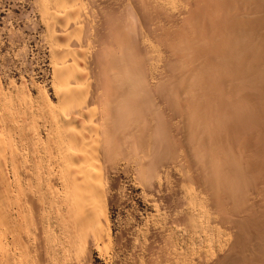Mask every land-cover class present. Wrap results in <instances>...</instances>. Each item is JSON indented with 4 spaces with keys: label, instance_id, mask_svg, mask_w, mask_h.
Listing matches in <instances>:
<instances>
[{
    "label": "bare ground",
    "instance_id": "obj_1",
    "mask_svg": "<svg viewBox=\"0 0 264 264\" xmlns=\"http://www.w3.org/2000/svg\"><path fill=\"white\" fill-rule=\"evenodd\" d=\"M35 3L55 100L0 68V264L122 245V170L141 264H264V0Z\"/></svg>",
    "mask_w": 264,
    "mask_h": 264
},
{
    "label": "rangeland",
    "instance_id": "obj_2",
    "mask_svg": "<svg viewBox=\"0 0 264 264\" xmlns=\"http://www.w3.org/2000/svg\"><path fill=\"white\" fill-rule=\"evenodd\" d=\"M35 2L36 0H0V68L4 67L2 76L5 77L3 81L6 89L9 87L6 83H10L12 78L17 84L26 79L25 84L31 92L35 93L31 87L38 83L37 85L53 99L54 68L50 48L45 40L46 30ZM132 174H126L122 170L121 177L119 174L116 176L120 177L119 180L115 177L118 188L115 186L112 193L116 194L117 198L113 207L110 205L113 232L115 236L124 233V245L114 244V249L108 254L104 247L102 251L95 248L91 264H141L137 250L140 239L138 233L154 210L144 199L142 190ZM136 238H139L138 242Z\"/></svg>",
    "mask_w": 264,
    "mask_h": 264
}]
</instances>
